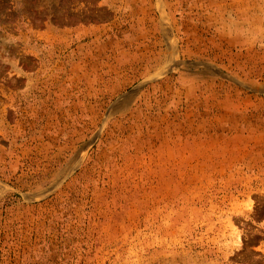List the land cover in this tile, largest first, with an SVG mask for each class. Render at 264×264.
Masks as SVG:
<instances>
[{"label": "rangeland", "instance_id": "374dc122", "mask_svg": "<svg viewBox=\"0 0 264 264\" xmlns=\"http://www.w3.org/2000/svg\"><path fill=\"white\" fill-rule=\"evenodd\" d=\"M0 264H264V0H0Z\"/></svg>", "mask_w": 264, "mask_h": 264}]
</instances>
